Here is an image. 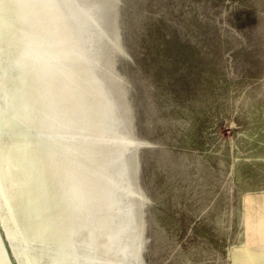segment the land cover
<instances>
[{"label":"rangeland","instance_id":"1","mask_svg":"<svg viewBox=\"0 0 264 264\" xmlns=\"http://www.w3.org/2000/svg\"><path fill=\"white\" fill-rule=\"evenodd\" d=\"M19 1L41 32L0 68V264H25L17 237L26 264H264V0ZM32 72L47 96L26 101ZM45 188L72 204L67 246L5 221Z\"/></svg>","mask_w":264,"mask_h":264},{"label":"bare ground","instance_id":"2","mask_svg":"<svg viewBox=\"0 0 264 264\" xmlns=\"http://www.w3.org/2000/svg\"><path fill=\"white\" fill-rule=\"evenodd\" d=\"M32 1V0H31ZM26 2V1H25ZM44 1H42L41 2V4L43 3ZM24 4V3H23ZM30 6V5H29ZM25 8H26V6H25ZM32 8V7H31ZM28 9V8H27ZM33 9H35V7L33 8ZM29 10V9H28ZM27 10V11H28ZM31 10V9H30ZM25 9L23 10V5H22V2L21 1H19V0H0V12H2V16H0V33L2 32V31H6V33L7 34H9L10 32V30H13V32H15V34H14V38H16V39H18V38H21V40H23L24 39V48H22L21 46H22V43H20L19 44V46L18 47H14V48H16V51H13L12 50V48H11V46H8V44H6V42L4 43L6 46H5V48H6V50H7V52H9L10 53V55H8L9 56V58H7V65L6 66H4V67H0L1 69H2V73L3 74H7V73H9L10 72V69H11V66L10 65H12V63H14L13 64V66L15 65V64H24V66H25V63H24V60H25V57L24 58H22L23 57V54H19V55H17V52H19V50L20 51H23L24 49L25 50H27L28 49V44H30L31 42H32V40H34V39H36V37H39L38 36V34L41 32V31H39L37 28H32V29H28V31H26L25 30V19H24V17L26 18V14H25ZM33 11V10H32ZM31 11V13H33ZM30 13V14H31ZM28 14H29V11H28ZM26 15V16H25ZM39 26V25H38ZM27 27H30V26H27ZM26 27V28H27ZM40 27V26H39ZM1 29H3V30H1ZM34 29V30H33ZM33 30V31H32ZM3 33V32H2ZM1 35V34H0ZM3 37H6V36H3ZM26 37H27V39H26ZM1 38V37H0ZM10 39H12V38H10ZM25 39H26V41H25ZM1 40H4L3 38L1 39ZM9 43V42H8ZM29 50V49H28ZM28 50H27V52H28ZM32 51V50H31ZM121 53V52H120ZM27 54V53H26ZM25 54V55H26ZM13 55H14V57L16 58V60H14L15 58L13 57ZM66 56H68V55H66ZM50 57V56H49ZM14 58V59H13ZM66 58V57H65ZM7 66H9V67H7ZM17 66V65H16ZM18 67H19V65H18ZM21 67V66H20ZM23 67V66H22ZM30 67V66H29ZM26 68V67H25ZM21 69V68H20ZM29 69V68H28ZM11 70H13V68L11 69ZM16 70V69H15ZM25 72H27V71H25ZM29 72V71H28ZM14 73H15V71H14ZM30 73V72H29ZM21 74V73H20ZM22 76H24V75H22ZM22 76H20V77H22ZM25 77V76H24ZM22 79V78H21ZM25 80H20V81H18L19 82V86H20V88H19V90H21V91H17L19 94H18V96L19 95H22V97L24 98H26V101L28 100V98L31 96V97H35V101L36 100H41V99H44V98H46V96L47 95H45V96H43V94H42V88L40 87V85L39 84H37L38 83V79H37V77H36V73L35 72H32L31 73V75L29 76V74L28 75H26V78H24ZM15 81V80H14ZM13 81V82H14ZM17 83V82H16ZM16 88V87H15ZM14 89V88H13ZM45 90V89H44ZM15 91V90H14ZM10 93V92H9ZM14 95V94H13ZM16 94H15V97L17 98L18 97ZM10 97V96H9ZM9 97H8V99H9ZM21 97V98H22ZM15 98V99H16ZM24 98V99H25ZM31 99V98H30ZM11 100V99H10ZM21 101H23L24 102V100H22L21 99ZM29 102V101H28ZM32 102V101H31ZM34 102V101H33ZM40 102V101H39ZM36 103V102H35ZM34 104V103H33ZM30 105V104H29ZM35 105V104H34ZM33 105V106H34ZM14 106H16V105H14ZM31 106V105H30ZM29 106V107H30ZM36 106V105H35ZM35 106H34V108H35ZM41 106V105H40ZM30 110H32L33 108H29ZM25 110V109H24ZM35 110V109H34ZM21 111H22V109H21ZM36 111V110H35ZM30 112V111H29ZM34 111L32 110V113H33ZM37 112V111H36ZM15 113V112H14ZM19 113V112H18ZM20 114H21V112H20ZM20 114H18V115H20ZM34 114V113H33ZM41 115H42V113H40ZM27 115V114H26ZM38 115H39V113H38ZM24 116V115H23ZM28 116V115H27ZM20 117V116H19ZM29 117V116H28ZM31 117V116H30ZM34 117V116H33ZM21 119H22V117H21ZM30 119V118H29ZM37 119V118H36ZM20 120V119H19ZM7 121V120H6ZM22 121H24V119L22 120ZM30 121V120H29ZM31 122V121H30ZM37 122H39L38 120L36 121V123ZM6 123V122H5ZM28 126V125H27ZM26 126V127H27ZM116 128V127H115ZM27 129V128H26ZM30 129V128H29ZM116 129H118V128H116ZM20 130H22V129H20ZM28 130V129H27ZM26 130V132L29 134V131H27ZM23 131V130H22ZM21 132V131H20ZM17 134H18V132H17ZM23 134H25V133H23ZM39 134V133H38ZM20 135H22L21 133H20ZM47 135V134H46ZM114 135V134H113ZM117 135V134H116ZM119 135V134H118ZM19 136V135H18ZM33 137V136H32ZM34 137H36L35 135H34ZM58 137V136H57ZM18 138V137H17ZM22 138H24V137H22ZM46 138V137H45ZM72 138V137H71ZM119 138V137H118ZM121 138V137H120ZM19 139H21V138H19ZM27 139V138H26ZM33 139V138H32ZM60 139V138H59ZM23 140V139H22ZM36 140V139H35ZM19 142V141H18ZM29 142V141H28ZM112 142V141H111ZM37 143H38V141H37ZM69 143V142H68ZM92 143V142H91ZM20 144V143H19ZM89 144H90V142H89ZM88 144V145H89ZM94 144V143H93ZM96 144V143H95ZM31 145V144H30ZM149 145V144H148ZM37 146V145H36ZM140 146V145H139ZM90 147H91V145H90ZM93 147H95V146H93ZM140 147H142V146H140ZM124 148V147H123ZM138 148V147H137ZM51 149V148H50ZM53 149V148H52ZM1 150V149H0ZM54 150V149H53ZM118 150H119V148H118ZM22 153V154H21ZM19 152L18 154H19V157L18 158H20L19 160H20V162L21 163H23V164H25V162H27L29 165H30V167L29 168H31V165H32V163H29V161H30V159H32L31 158V155L30 154H28L27 153V151H25V150H22V152ZM38 154H39V152H37ZM58 153V152H57ZM26 154V155H25ZM42 154V153H41ZM123 154V153H122ZM9 155V154H8ZM28 155V156H27ZM40 155V154H39ZM55 155H56V153H55ZM59 155H60V153H59ZM13 156V155H12ZM44 156V155H43ZM25 157V158H24ZM64 157V156H63ZM66 157V156H65ZM56 158V157H55ZM136 157H135V155H134V159H135ZM22 159V160H21ZM133 159V160H134ZM1 160V159H0ZM39 160H42V159H39ZM49 160V159H48ZM64 160V159H63ZM67 161V160H66ZM73 161V160H72ZM135 161V160H134ZM6 163V162H5ZM20 163V164H21ZM3 164V163H2ZM73 164V163H72ZM22 165V164H21ZM36 165V164H35ZM62 165V164H61ZM68 165V164H67ZM74 165V164H73ZM9 166V165H8ZM49 165H47L46 164V166L45 167H48ZM53 166V165H52ZM2 167V166H1ZM23 167H25V165L23 166ZM44 167V168H45ZM69 167V166H68ZM7 168V167H6ZM9 168V167H8ZM28 168V169H29ZM69 168H71V167H69ZM131 168H133V170L136 172V170H135V168H136V165L135 164H133V167H131ZM10 169V168H9ZM48 169V168H47ZM51 169V168H50ZM1 170V169H0ZM39 170H40V168H39ZM46 170V169H45ZM4 171H6V170H4ZM49 171V170H48ZM50 171H52V170H50ZM87 171V170H86ZM90 171V170H89ZM9 172V175L11 176L12 174H10L11 172L10 171H8ZM47 172V171H46ZM63 172H64V170H63ZM0 173H1V171H0ZM37 173H39V172H37ZM62 173V172H61ZM67 173H69V172H67ZM86 173V172H85ZM129 173V172H128ZM4 174V173H3ZM52 174V172L50 173V175ZM90 174V173H89ZM5 175V174H4ZM39 175H41V174H39ZM49 175V174H48ZM64 175V174H63ZM67 175V174H66ZM3 176V175H2ZM10 176H9V180L11 179L10 178ZM53 175H51V177H52ZM56 176V175H55ZM68 176V175H67ZM3 177H5V176H3ZM39 177V176H38ZM43 177L45 178V176L43 175ZM42 177V178H43ZM51 177H49L48 176V178H50L51 179ZM95 177V176H94ZM99 177V176H98ZM37 178V177H36ZM41 178V179H42ZM5 179V178H4ZM3 179V180H4ZM6 179H8V177L6 178ZM37 179H39V178H37ZM36 179V180H37ZM52 179H53V177H52ZM126 179L128 180L129 178H128V176H127V174H126ZM28 180L29 181H33V178L31 177V179H27L26 181L28 182ZM40 180V179H39ZM46 180H48V179H46ZM45 180V181H46ZM94 180H95V178H94ZM102 180V179H101ZM4 181H6V180H4ZM38 181V180H37ZM51 181V180H50ZM50 181H49V183H50ZM98 181H99V178H98ZM68 182H70V181H68ZM1 183V182H0ZM8 183V182H7ZM35 183V182H34ZM36 183H38V182H36ZM41 183V182H40ZM48 183V182H47ZM58 183V182H57ZM98 183H100V181L98 182ZM5 184H6V182H5ZM23 184H24V186H25V184L26 183H24L23 182ZM33 184V183H32ZM45 184V183H44ZM7 185V184H6ZM13 185V184H12ZM47 184H45V186H46ZM51 185V184H50ZM54 185V184H53ZM63 185V184H62ZM66 185V184H65ZM70 185V184H69ZM18 186V185H17ZM87 186V185H86ZM48 187V186H47ZM60 187V186H59ZM85 187V186H84ZM107 187V186H106ZM7 188H9V186L7 187ZM11 188H12V186H11ZM14 188V187H13ZM36 188V187H35ZM41 188H43V187H41ZM52 188V187H51ZM82 188V187H81ZM80 188V189H81ZM6 189V188H5ZM5 189H4V191H5ZM16 189H18V188H16ZM37 189V188H36ZM46 189V190H45ZM44 189V191L43 192H39L40 194H38V195H40V199L38 198V200L36 201V202H34V199L32 200V202H28V203H26V205H24V206H27V209H25V211H23L24 213H22V215H23V217H24V221H28V222H25L24 223V221H21L20 219H19V217L16 219V215H14V214H8V212H7V218H6V222H7V226H8V228H10V230L12 231L13 230V233H15L16 232V235H17V233L19 232V231H21V232H23L22 234H25V233H30L32 230H34V229H37V228H39V229H41V230H43V234H45V236L47 235V236H61V240L64 242V243H66V246H67V242H68V239H69V235H67L68 234V232H69V230H70V227H69V224L67 225V222H68V220L71 218V216H72V214H73V212H72V210H71V212H70V209H68L69 207L68 206H71L72 204H70V205H65L64 204V201L62 200L61 201V199H60V201H61V203L59 202H56V198H58L57 197V195H55L54 194V196H56V197H49V196H51L52 194L50 193V192H52V190L50 191L48 188H45ZM61 189V188H60ZM59 189V190H60ZM64 189V188H63ZM35 190V189H34ZM42 190V189H41ZM82 190H84V189H82ZM1 191H3V190H1ZM3 191V192H4ZM10 191L11 190H9L8 191V194L10 195ZM16 191V190H15ZM21 191V190H20ZM20 191H18V192H20ZM57 191V190H56ZM55 191V192H56ZM2 192V193H3ZM6 192V191H5ZM35 192V191H34ZM38 192V191H37ZM1 193V194H2ZM64 194V193H63ZM72 194V193H71ZM5 195V194H4ZM17 195V194H16ZM18 196V195H17ZM20 196H21V194H20ZM37 196V195H36ZM59 196V195H58ZM1 197V196H0ZM71 197V196H70ZM6 199V201H7V197H5ZM36 198V197H35ZM15 199V198H14ZM21 199V198H20ZM59 199V198H58ZM1 200V199H0ZM144 200H145V198L143 197V196H140L139 198H138V200H137V202L139 203V205L138 206H140V205H143L145 202H144ZM3 201V200H2ZM1 202V201H0ZM21 202V201H20ZM12 203V202H11ZM68 203H70V201L68 202ZM4 204H5V202H4ZM20 204L21 203H18V205L20 206ZM25 204V203H24ZM8 205L9 204H7V207H8ZM13 205V204H12ZM14 205H16V203L14 204ZM17 205V206H18ZM2 206V205H1ZM10 207H12L11 205H9ZM18 206V207H19ZM9 207V208H10ZM21 207H22V205H21ZM74 207V206H73ZM72 207V208H73ZM5 209H6V207H5ZM18 209H21V208H18ZM23 209V208H22ZM137 209V208H136ZM9 210V209H8ZM1 212H2V208H1V210H0ZM12 211V210H11ZM36 211H37V213H40L39 215H41L40 216V218H39V221L38 220H36V221H38V222H36L35 221V219L34 220H32V218L35 216V213H36ZM22 212V211H21ZM77 212V211H76ZM75 212V213H76ZM9 213H10V211H9ZM2 214H4L5 215V213H2ZM14 215V216H13ZM38 215V214H37ZM74 215V214H73ZM137 216V215H136ZM29 217L31 218V220H29ZM39 217V216H38ZM37 217V218H38ZM36 218V217H35ZM73 218V217H72ZM18 219H19V221H18ZM22 219V218H21ZM71 220V219H70ZM73 221V220H72ZM2 222V221H1ZM27 224L29 225V226H27ZM83 224V223H82ZM71 225H72V223H71ZM80 227V226H79ZM39 229H37V230H39ZM8 231V230H7ZM20 232V233H21ZM37 232V231H36ZM77 232V231H76ZM39 233V232H38ZM42 233V232H41ZM15 235V237H17ZM38 235V237H39V234H37ZM42 235V234H41ZM14 236V235H13ZM21 236V235H20ZM25 237V239H26V237H28V235L26 234V235H22L21 237H22V239H24V237ZM35 236H36V234H35ZM14 238V237H13ZM29 238V237H28ZM36 238V237H35ZM34 238V239H35ZM21 239V238H20ZM18 237H17V241H18V244H17V246L19 245V247H20V252H18L17 251V253H19L20 255H21V258H22V260L25 262V264H26V262L28 263V261L29 260H31V259H36L37 257H35L34 258V255H33V253H30L29 251H28V248H26L25 246H22V243H21V240H20ZM54 239V238H53ZM57 239V238H56ZM27 240V239H26ZM40 240V239H39ZM72 240V239H71ZM70 240V241H71ZM25 241V240H24ZM31 241H33V240H31ZM42 241H44V240H42ZM47 241V240H46ZM56 242V241H55ZM59 242V241H58ZM46 243V242H45ZM25 244H26V242H25ZM59 244H61V243H59ZM59 244H57L58 246H59ZM16 245V244H15ZM56 245V244H55ZM54 245V246H55ZM63 245V244H62ZM61 245V246H62ZM136 246V249L138 250V254L140 255V250H142L143 248H141L140 249V247H138V245H135ZM25 247V248H24ZM63 247V246H62ZM143 247V246H142ZM48 248H50V247H48ZM66 248V247H65ZM68 249V248H67ZM144 250V249H143ZM0 251H1V246H0ZM61 251V250H60ZM64 251V250H63ZM1 252H3V251H1ZM55 252V251H54ZM57 252V251H56ZM55 252V253H56ZM42 253V252H41ZM44 253V252H43ZM47 253V252H46ZM55 253H53V256H55L56 254ZM55 254V255H54ZM63 254V253H62ZM68 254V253H67ZM49 255H50V252H49ZM36 256V255H35ZM51 256V255H50ZM67 256V255H66ZM71 256V255H70ZM43 257V256H42ZM56 257V256H55ZM57 257H58V255H57ZM74 257H75V255H74ZM41 258V257H40ZM70 259H72L71 257H70ZM21 260V261H22ZM77 262V261H76ZM30 263V262H29ZM79 264V263H78Z\"/></svg>","mask_w":264,"mask_h":264},{"label":"water","instance_id":"3","mask_svg":"<svg viewBox=\"0 0 264 264\" xmlns=\"http://www.w3.org/2000/svg\"><path fill=\"white\" fill-rule=\"evenodd\" d=\"M9 32H10V33H9V44H10V46H11V48H12L13 51H16V48H14V47H18L20 43H22V45L24 46V39L21 40V38H18V39L14 38V37H15V36H14L15 32H13V30H10ZM10 38H12V39H10ZM128 131H129V130H128ZM129 132H130V131H129ZM145 144H146V143H145ZM140 146H144V144H140ZM49 197H53V195H51V196H49ZM68 221H69V220H68ZM68 224H69V222H67V225H68ZM141 248H142V247H141ZM141 248H140V249H141ZM143 251H144L143 249L139 251L140 254H141V259H142Z\"/></svg>","mask_w":264,"mask_h":264}]
</instances>
